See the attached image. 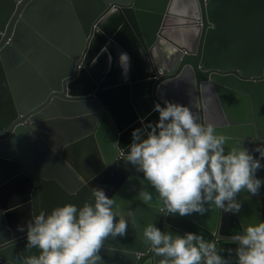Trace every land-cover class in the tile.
Returning <instances> with one entry per match:
<instances>
[{
  "label": "water",
  "instance_id": "95a60500",
  "mask_svg": "<svg viewBox=\"0 0 264 264\" xmlns=\"http://www.w3.org/2000/svg\"><path fill=\"white\" fill-rule=\"evenodd\" d=\"M119 51L130 57L126 79ZM163 99L242 138L264 164L255 151L264 145V0H0V240L15 239L0 264L27 254L17 225L35 210L91 202L93 187L136 222L105 239L104 264H157L141 236L147 223L219 237L221 255H234L228 237L264 219V183L237 193L236 213L206 205L165 216L136 197L152 189L120 148L156 120Z\"/></svg>",
  "mask_w": 264,
  "mask_h": 264
},
{
  "label": "clouds",
  "instance_id": "9594fccd",
  "mask_svg": "<svg viewBox=\"0 0 264 264\" xmlns=\"http://www.w3.org/2000/svg\"><path fill=\"white\" fill-rule=\"evenodd\" d=\"M117 60L126 79L128 53L119 51ZM153 111L156 120L133 129L130 143L120 148L121 159L133 165L152 189H136L141 203L165 216L203 214L206 205L236 213L241 189L250 195L258 192L264 178L257 177L256 171L264 164L242 138L215 131V123L201 121L186 104L163 99L154 102ZM255 151L264 157V145ZM90 195L91 202L85 200L79 206L66 202L47 211L35 210L23 226L17 225L18 231L25 232L27 254L16 253L4 264H104L105 239L123 236L129 224L135 227L134 212L129 208L122 213L103 188L93 187ZM241 224L228 237L235 244L228 250L234 255L229 256L221 255L224 249L219 247V237L206 240L199 233L180 234L153 223L142 227L141 236L159 257L157 264H264V219ZM14 245V238L0 240V253ZM108 251L116 249L108 246Z\"/></svg>",
  "mask_w": 264,
  "mask_h": 264
}]
</instances>
